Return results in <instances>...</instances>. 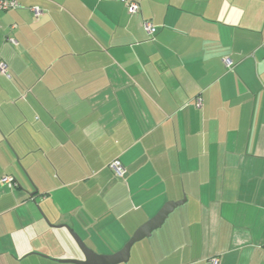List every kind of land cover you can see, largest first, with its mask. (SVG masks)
<instances>
[{"label":"crops","instance_id":"1","mask_svg":"<svg viewBox=\"0 0 264 264\" xmlns=\"http://www.w3.org/2000/svg\"><path fill=\"white\" fill-rule=\"evenodd\" d=\"M17 1L0 13V264L84 259L60 224L115 253L179 200L125 264H264V0Z\"/></svg>","mask_w":264,"mask_h":264},{"label":"water","instance_id":"2","mask_svg":"<svg viewBox=\"0 0 264 264\" xmlns=\"http://www.w3.org/2000/svg\"><path fill=\"white\" fill-rule=\"evenodd\" d=\"M183 200L179 201H167L165 202L161 208L147 221L142 223L131 235L128 241L122 246L121 249L112 254H98L92 249H90L84 241L80 238V236L73 230V228L69 227L65 224L53 225L56 227H65L71 237L74 239L75 243L82 251L84 255V259L76 260V259H60V262L73 263V264H120L126 263L130 257V251L132 246L146 238L149 237L153 231L160 228L168 215L176 208L178 205L182 204ZM46 222L48 220L45 218Z\"/></svg>","mask_w":264,"mask_h":264},{"label":"built area","instance_id":"3","mask_svg":"<svg viewBox=\"0 0 264 264\" xmlns=\"http://www.w3.org/2000/svg\"><path fill=\"white\" fill-rule=\"evenodd\" d=\"M121 2H123L128 11L130 13H136L139 12L140 10V5L138 3V1L136 0H120ZM19 6V3L17 0H0V12H4L6 10L9 9H15ZM34 14L36 15L38 13L37 9H32ZM15 26L11 25V29H13ZM143 27L145 29V31H147V33H149L150 35H153L156 32V27L151 23V21L149 20H143ZM7 41L10 43H16V40L14 37H8ZM264 47V44H263ZM224 63L227 67H231V61L227 58H225ZM0 74H7V65L0 61ZM200 99L197 98L196 99V105H200ZM108 166L110 167V169L115 173V175H117L118 177L123 176L124 172H125V168L123 167L122 163L120 160L118 159H114L112 161L109 162ZM12 177L10 176H3L2 177V181L4 183H8L10 184L12 182ZM210 264H219V258L218 257H213L210 259Z\"/></svg>","mask_w":264,"mask_h":264},{"label":"rangeland","instance_id":"4","mask_svg":"<svg viewBox=\"0 0 264 264\" xmlns=\"http://www.w3.org/2000/svg\"><path fill=\"white\" fill-rule=\"evenodd\" d=\"M147 239H148V238H147ZM136 243H137V242H136ZM136 243H135V244H136ZM67 259H71V258H67ZM120 264H125V263H120Z\"/></svg>","mask_w":264,"mask_h":264},{"label":"trees","instance_id":"5","mask_svg":"<svg viewBox=\"0 0 264 264\" xmlns=\"http://www.w3.org/2000/svg\"><path fill=\"white\" fill-rule=\"evenodd\" d=\"M10 10V9H9ZM7 11V10H6ZM1 13V12H0Z\"/></svg>","mask_w":264,"mask_h":264}]
</instances>
